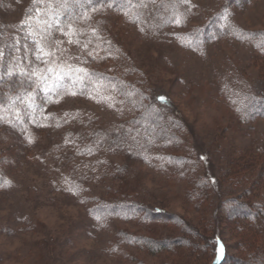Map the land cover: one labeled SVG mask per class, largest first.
Returning <instances> with one entry per match:
<instances>
[{
  "label": "rangeland",
  "instance_id": "obj_1",
  "mask_svg": "<svg viewBox=\"0 0 264 264\" xmlns=\"http://www.w3.org/2000/svg\"><path fill=\"white\" fill-rule=\"evenodd\" d=\"M11 74L0 264H211L216 235L222 264L264 251V217L232 219L264 210V0H0Z\"/></svg>",
  "mask_w": 264,
  "mask_h": 264
},
{
  "label": "trees",
  "instance_id": "obj_2",
  "mask_svg": "<svg viewBox=\"0 0 264 264\" xmlns=\"http://www.w3.org/2000/svg\"><path fill=\"white\" fill-rule=\"evenodd\" d=\"M25 80L26 79L22 76L19 77V75L15 76L12 74L0 78V111L8 112V111H4L3 109H10L14 98L18 99L22 97V95L26 94L28 83ZM155 99L158 103L166 104V105L170 104L169 103L170 100L167 99V97L163 93H158L155 96ZM154 115L159 118L161 117V115L159 114H154ZM2 154L0 152V155ZM3 159L4 158H0V162ZM233 168L236 171L235 172L236 176H234L236 177L235 178L236 179L235 183H236L238 180L243 179L242 178L243 175L241 176V178H239L240 176L237 175V173L239 174L242 173V168L241 166L236 165V164H235V167L233 164ZM251 169H254V168L251 167ZM211 179L212 181H214L213 178ZM241 200H238L237 202H235V206L233 208V213H232V216H233L232 219L237 221V223H239L242 220H246L244 223L247 224L249 227L256 225L259 219L263 220L264 210L262 206H257V205L252 206V205H249V203H245ZM151 211L154 213L153 210ZM147 212L149 213V211ZM155 214L162 215V212L159 209L157 210V212H155ZM245 227L246 226L241 225V229H244ZM188 228L191 229V231L193 230L190 225H188ZM250 239H251V244L249 246V252H248L249 254H247L248 256L246 257L248 260H245L244 258L241 257L240 259H235V264H264L263 248L255 240V237H252ZM212 240H213L214 246L212 250L213 256H212L210 263L211 264H222L227 257V254H226L227 246L224 240L217 235Z\"/></svg>",
  "mask_w": 264,
  "mask_h": 264
}]
</instances>
